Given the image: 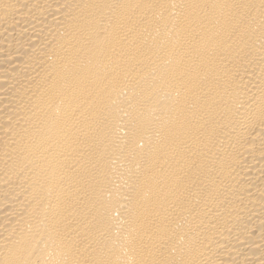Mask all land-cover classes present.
I'll use <instances>...</instances> for the list:
<instances>
[{"label":"bare ground","instance_id":"obj_1","mask_svg":"<svg viewBox=\"0 0 264 264\" xmlns=\"http://www.w3.org/2000/svg\"><path fill=\"white\" fill-rule=\"evenodd\" d=\"M0 264H264V0H0Z\"/></svg>","mask_w":264,"mask_h":264}]
</instances>
